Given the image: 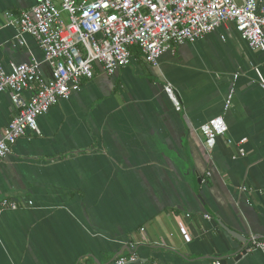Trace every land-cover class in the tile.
Masks as SVG:
<instances>
[{
	"label": "crops",
	"instance_id": "0c3cea01",
	"mask_svg": "<svg viewBox=\"0 0 264 264\" xmlns=\"http://www.w3.org/2000/svg\"><path fill=\"white\" fill-rule=\"evenodd\" d=\"M35 2L0 0V62L9 71L37 59L50 77L43 49L4 17ZM133 52L135 65L112 76L97 65L81 91L39 117L40 134L0 161V264H117L132 252L127 264H215L254 237L264 242V51L229 22L158 66ZM16 113L0 93V138ZM218 116L229 131L211 149L201 126ZM6 198L19 208L3 207ZM234 264H264V250Z\"/></svg>",
	"mask_w": 264,
	"mask_h": 264
},
{
	"label": "built area",
	"instance_id": "2783aa9c",
	"mask_svg": "<svg viewBox=\"0 0 264 264\" xmlns=\"http://www.w3.org/2000/svg\"><path fill=\"white\" fill-rule=\"evenodd\" d=\"M35 1L31 8L19 13L7 10L4 17L8 25L18 27L20 36L27 34L36 40L52 67V76L44 74L42 62L37 59L12 65L9 71L0 62V93L9 91L17 109L0 138V161L29 132L40 134L39 117L60 100L81 91L84 80L94 78L97 65L112 76L130 64L134 48L148 63L158 66L161 56L174 46L198 41L232 22L251 49L264 51L263 0ZM19 40L24 43L22 38ZM256 72L264 89V76L258 67ZM26 92L31 93L29 98ZM167 92L180 109L174 89L168 86ZM235 92L232 88L228 94L226 110L232 106ZM201 130L212 149L217 138L229 131V126L223 116H218L202 125ZM245 154L240 149V155ZM249 189L247 185L241 186L242 191ZM2 206L19 208L16 201L8 198L2 201ZM204 216L212 218L210 214ZM130 248L134 250L136 244H130ZM257 249L264 250V242L254 237L249 250ZM136 260V253L132 252L118 257L116 263Z\"/></svg>",
	"mask_w": 264,
	"mask_h": 264
},
{
	"label": "water",
	"instance_id": "95a60500",
	"mask_svg": "<svg viewBox=\"0 0 264 264\" xmlns=\"http://www.w3.org/2000/svg\"><path fill=\"white\" fill-rule=\"evenodd\" d=\"M229 232L234 235L237 239L240 241H243L244 243L249 242V239L246 237H241L238 233L229 230ZM250 249L249 243H247L242 249H238L235 253L230 254L226 259H222L221 262L224 264H234V262H237L240 260L243 256L248 254V251Z\"/></svg>",
	"mask_w": 264,
	"mask_h": 264
},
{
	"label": "rangeland",
	"instance_id": "374dc122",
	"mask_svg": "<svg viewBox=\"0 0 264 264\" xmlns=\"http://www.w3.org/2000/svg\"><path fill=\"white\" fill-rule=\"evenodd\" d=\"M133 58H134V57H132V60H133ZM144 58H145V57H144ZM146 62H147V61H146ZM147 63H148V62H147ZM134 65H135V64H134V62H133V64H130L128 67H129V68H132ZM150 65H152V64H150ZM103 73H104V72H103ZM101 74H102V73H101ZM96 75H97V72H96ZM90 80H92V79L84 80V82H83V86H84V83H85V82L90 81Z\"/></svg>",
	"mask_w": 264,
	"mask_h": 264
}]
</instances>
